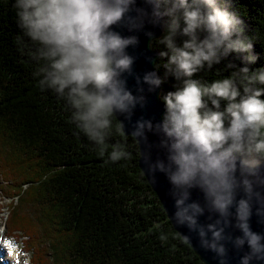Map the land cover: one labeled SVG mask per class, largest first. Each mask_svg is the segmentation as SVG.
<instances>
[{"label":"clouds","instance_id":"1","mask_svg":"<svg viewBox=\"0 0 264 264\" xmlns=\"http://www.w3.org/2000/svg\"><path fill=\"white\" fill-rule=\"evenodd\" d=\"M15 7L18 26L35 46L29 56L37 86L67 102L72 122L98 156L107 157L105 163L129 160L126 142L110 143L113 136L139 141L153 133L166 155L149 170L165 174L174 189L173 222L220 256L229 240L238 249L247 246L241 264L264 260V235L249 224L256 187L264 186V68L250 67L258 59L253 43L225 0H16ZM147 25L161 29L163 78L156 70L134 75L137 57L128 50L140 44L135 33L153 37ZM232 55L241 64L229 63L237 69L229 76L194 78ZM168 77L177 86L160 98V119L137 120L129 133L117 118L130 119L146 103L144 85L155 92ZM194 188L216 213L214 222L200 224L205 206L191 200ZM238 190L244 193L239 198ZM233 209L240 232L234 238L225 235Z\"/></svg>","mask_w":264,"mask_h":264},{"label":"trees","instance_id":"2","mask_svg":"<svg viewBox=\"0 0 264 264\" xmlns=\"http://www.w3.org/2000/svg\"><path fill=\"white\" fill-rule=\"evenodd\" d=\"M16 0H0V192L10 197L7 233L33 264H204L174 229L139 167L135 138L129 160L105 163L78 131L64 99L41 91L33 76L35 46L18 26ZM246 26L264 68V0H225ZM21 40L23 43H21ZM161 51L158 39L152 43ZM159 58L160 76H165ZM229 56L197 73L211 82L229 76ZM177 82L164 80L162 96Z\"/></svg>","mask_w":264,"mask_h":264},{"label":"water","instance_id":"3","mask_svg":"<svg viewBox=\"0 0 264 264\" xmlns=\"http://www.w3.org/2000/svg\"><path fill=\"white\" fill-rule=\"evenodd\" d=\"M139 3V0H138ZM122 31L123 34L129 35L125 29H118ZM145 31H151L154 33L153 37L150 39L144 35L143 32L135 33L140 38V44L136 48H130L128 51L135 57L136 63L134 65V75H143L145 71L156 70L160 75V71L157 67L159 60L158 49H155L152 45L153 41L158 39L162 34L161 29L158 27H152L147 25ZM128 87L133 91L134 94L139 95L137 92L138 85L133 77H128ZM163 84L155 92H149L147 90V85H144L143 95L146 97V103L143 107L137 105L131 118L128 119L125 116H119L117 119L124 121L127 131L130 133L135 125V122L140 119H153L159 120L164 106L161 103ZM136 140V139H135ZM137 141V140H136ZM139 146V167L142 170L144 176L157 194L161 206H163L168 219H170L174 229L179 233V235L185 240L188 237L189 240H185L189 244L195 253L199 256L204 264H241V257H243L247 252L248 248L245 246L242 249L236 248L229 240H226V255L220 256L216 252L201 245V240L198 234L194 231H190L186 226H178L171 219L172 213L174 211V189L169 183L167 176L161 172H155L154 174L149 170V165L151 162H155L157 159L165 158V151L159 147V138L153 133H147L146 140L137 141ZM257 193H259V198H253L252 203V215L249 220V224L254 232L264 235V186L257 185ZM242 190H238L237 196H243ZM191 200L200 203L205 206L204 215L199 218L200 224L207 225L214 222L218 217L216 213L211 212L205 205L204 195L199 189L191 190ZM260 214H257V212ZM235 210L233 209L232 225L225 228V235L229 237H236L240 235L238 229L235 228ZM250 264H264V260L253 259Z\"/></svg>","mask_w":264,"mask_h":264},{"label":"rangeland","instance_id":"4","mask_svg":"<svg viewBox=\"0 0 264 264\" xmlns=\"http://www.w3.org/2000/svg\"><path fill=\"white\" fill-rule=\"evenodd\" d=\"M10 200H11L10 197H7L3 195L2 192H0V238L4 237L3 240H5V242L6 240L9 239V241H14L18 243L20 247V252L18 255H14L12 252H10L9 248L6 246V243H7L6 242L5 246L7 250H4L3 253H1V257L3 259V262H5L6 264H31L30 254L25 253L22 250L23 243L18 238L8 237L7 230L4 228V222H5L6 215H7L6 213H8L7 211L9 210L8 205H9ZM5 238H8V239H5Z\"/></svg>","mask_w":264,"mask_h":264},{"label":"bare ground","instance_id":"5","mask_svg":"<svg viewBox=\"0 0 264 264\" xmlns=\"http://www.w3.org/2000/svg\"><path fill=\"white\" fill-rule=\"evenodd\" d=\"M7 242H11V246L8 245V243H6V246L9 248L10 252H12L14 255H18L20 252V247L18 245V243L14 242V241H7ZM1 246V250H0V255L1 253L6 250V246L4 244L3 241H0Z\"/></svg>","mask_w":264,"mask_h":264},{"label":"snow or ice","instance_id":"6","mask_svg":"<svg viewBox=\"0 0 264 264\" xmlns=\"http://www.w3.org/2000/svg\"><path fill=\"white\" fill-rule=\"evenodd\" d=\"M9 246H11V242H7Z\"/></svg>","mask_w":264,"mask_h":264}]
</instances>
